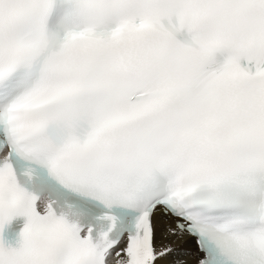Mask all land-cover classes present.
Returning <instances> with one entry per match:
<instances>
[{
  "label": "snow or ice",
  "instance_id": "1",
  "mask_svg": "<svg viewBox=\"0 0 264 264\" xmlns=\"http://www.w3.org/2000/svg\"><path fill=\"white\" fill-rule=\"evenodd\" d=\"M264 264V0H0V264Z\"/></svg>",
  "mask_w": 264,
  "mask_h": 264
},
{
  "label": "bare ground",
  "instance_id": "2",
  "mask_svg": "<svg viewBox=\"0 0 264 264\" xmlns=\"http://www.w3.org/2000/svg\"><path fill=\"white\" fill-rule=\"evenodd\" d=\"M154 222V246L159 247L162 244L168 245L172 251L169 255L162 259H158L156 264H196L198 253L194 239L187 236H172L168 235L166 227L169 224L174 226L173 221L169 217L155 212L153 216Z\"/></svg>",
  "mask_w": 264,
  "mask_h": 264
}]
</instances>
